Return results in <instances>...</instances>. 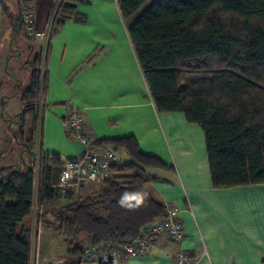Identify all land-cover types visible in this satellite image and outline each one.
<instances>
[{
	"label": "trees",
	"instance_id": "1",
	"mask_svg": "<svg viewBox=\"0 0 264 264\" xmlns=\"http://www.w3.org/2000/svg\"><path fill=\"white\" fill-rule=\"evenodd\" d=\"M76 1L59 0L45 48L32 50L25 60L30 78L20 92L18 140L23 141L25 117L32 118L33 128L20 163L0 170V264H28L32 232L24 219L32 201L35 197L43 205L61 194L56 185L62 160L36 154L30 143L40 123L49 38L65 19L85 21L75 10ZM117 8L155 109L182 112L202 129L212 185L264 183V0H117ZM10 22L13 35L27 38L20 10ZM93 144L124 149L129 162L112 167L89 194L83 195L86 182L62 192L67 203L51 210L53 220L45 226L57 225L67 246L65 264L79 261L88 245L134 241L145 224L165 211L144 175L166 167L163 162L141 153L132 136ZM80 235L88 245L76 242Z\"/></svg>",
	"mask_w": 264,
	"mask_h": 264
},
{
	"label": "crops",
	"instance_id": "2",
	"mask_svg": "<svg viewBox=\"0 0 264 264\" xmlns=\"http://www.w3.org/2000/svg\"><path fill=\"white\" fill-rule=\"evenodd\" d=\"M58 2L33 0V10L40 13L37 29L50 23ZM74 4L85 21L65 19L49 38L40 123L30 143L33 152L60 159L82 153V146L70 138L64 123L73 105L81 110L92 141L132 136L141 153L166 165L145 171L147 188L164 207L169 203L178 207L183 236L179 240L160 236L150 243L146 254L124 257L119 264H177L173 255L179 251L189 254L191 264H264V183L214 187L200 126L188 122L182 112L155 109L117 0H77ZM18 14L17 0H0V43L4 41L0 56V170L20 163L26 155L23 142L33 128L32 118L25 117L23 141L18 140L16 116L23 108L20 92L30 78L25 60L35 49L23 34L13 35L10 18ZM46 42H40L35 50L44 49ZM22 54L26 57L17 59L16 68L9 66L11 57ZM10 72L17 76L18 108L10 99L12 91L1 94L4 86L13 82L7 78ZM116 153L129 162L124 149ZM83 187L85 195L97 184L86 182ZM28 218L24 224L30 227Z\"/></svg>",
	"mask_w": 264,
	"mask_h": 264
},
{
	"label": "built area",
	"instance_id": "3",
	"mask_svg": "<svg viewBox=\"0 0 264 264\" xmlns=\"http://www.w3.org/2000/svg\"><path fill=\"white\" fill-rule=\"evenodd\" d=\"M21 16V24L26 37L34 40H47L50 23L39 30L35 26L33 0H17ZM70 138L82 146V153L78 157L62 158V165L58 175L57 188L61 191L78 187L84 182H101L107 177L112 167L120 166L121 162L116 151L106 144H93L84 128L82 112L77 106H70L64 119ZM42 210L34 198L32 206ZM42 213V212H40ZM166 236L179 240L183 236L179 209L175 204L165 206L162 216L145 224L139 236L132 242L123 245H88L84 247L82 257L75 264H119L124 257L146 254L151 242ZM177 264H191L192 258L184 251L173 255ZM28 264H65V258H42L38 248H30Z\"/></svg>",
	"mask_w": 264,
	"mask_h": 264
},
{
	"label": "rangeland",
	"instance_id": "4",
	"mask_svg": "<svg viewBox=\"0 0 264 264\" xmlns=\"http://www.w3.org/2000/svg\"><path fill=\"white\" fill-rule=\"evenodd\" d=\"M39 17H40V13L34 11L35 26L37 22L39 21ZM26 39L35 45L34 46L35 49L40 48V44H41L40 42H43V43L45 42V40H34L29 37H27ZM3 42L4 41H1L0 43V56H1V50L3 48ZM6 46H7V43H6ZM13 53H16V51L13 50ZM25 57H26L25 54L24 55L22 54L21 56L17 55V57H15L16 59L11 57L9 61L10 63L9 66L16 68L17 59L24 60ZM1 73H2V70H1V65H0V75ZM8 77L13 79V82L9 85L4 86V88L1 90V94L8 95L10 91H12L14 95H12L10 99L11 101L15 103L14 105L16 106V108H18V104L15 102L19 100V94H16L17 92H19V90H18V87L15 86L17 76L10 72L7 78ZM0 81H1V78H0ZM30 122L31 121L29 119L28 124H26L27 129L30 126ZM38 125H39V122H38ZM37 129H38V126H37ZM118 156L122 163L126 162L127 157L125 155L118 154ZM32 168H33V174H35L37 172V164L33 165ZM73 194H74V197L78 195V192L76 189L73 190ZM66 203H67V200L65 199L64 194L61 192L59 197H56L43 204L41 208L42 210H40V212L42 213L38 211V208L35 206V204L32 206V211L27 221V225H30L31 232H32L31 248L37 247L39 254L42 258H46V259L61 258V257L65 258L66 256L65 252H66L67 246L61 240V235L58 231V228L56 227L57 225L55 223H52V226H49V227L45 226V222L51 223V221L53 220L51 210H55L54 208H59L60 206H63ZM40 217L42 218L41 221H40L41 219ZM76 242L83 247L88 245L87 240L84 235L78 236Z\"/></svg>",
	"mask_w": 264,
	"mask_h": 264
},
{
	"label": "clouds",
	"instance_id": "5",
	"mask_svg": "<svg viewBox=\"0 0 264 264\" xmlns=\"http://www.w3.org/2000/svg\"><path fill=\"white\" fill-rule=\"evenodd\" d=\"M122 203H123V201H122Z\"/></svg>",
	"mask_w": 264,
	"mask_h": 264
}]
</instances>
